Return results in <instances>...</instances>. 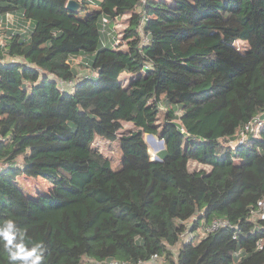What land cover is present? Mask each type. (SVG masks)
I'll use <instances>...</instances> for the list:
<instances>
[{
	"label": "trees",
	"instance_id": "trees-1",
	"mask_svg": "<svg viewBox=\"0 0 264 264\" xmlns=\"http://www.w3.org/2000/svg\"><path fill=\"white\" fill-rule=\"evenodd\" d=\"M87 1L98 10L84 22L67 0H0V14L30 23L0 28V230L13 221L10 252L40 242L41 264L154 254L164 264H264V221L250 219L264 196V0ZM124 14L122 47L103 39L101 20L111 27ZM76 56L95 74L76 79ZM257 115V132L234 142ZM123 123L133 129L118 135ZM144 133L164 141L160 159ZM98 137L118 141L117 168L93 146ZM18 159L48 192L20 188L5 167ZM194 215V229L229 225L183 242ZM10 252L0 238V264H22Z\"/></svg>",
	"mask_w": 264,
	"mask_h": 264
},
{
	"label": "rangeland",
	"instance_id": "rangeland-1",
	"mask_svg": "<svg viewBox=\"0 0 264 264\" xmlns=\"http://www.w3.org/2000/svg\"><path fill=\"white\" fill-rule=\"evenodd\" d=\"M88 3H90V2L85 0L84 1L85 10L73 12L74 13L73 16L76 18H79L81 21L87 22V18H88L87 13H90L91 11H93V9H98V6L95 3L93 5H89ZM13 14H14V17L17 16V21L21 22L20 17L18 15H16L15 13H13ZM128 18H129V14H124L123 16L119 17V19L115 20L111 27H110V25L108 26V28L113 31V33L115 35L114 38L120 39L121 42L120 41L119 42L122 43V47L125 46L124 45L125 42L122 41L121 35L123 33V28L127 25ZM17 29L20 31L22 30L19 28V26H17ZM237 43H238L239 47L245 46V42H243V41H238ZM110 45H111V43H110ZM80 59H81V56H76V57H74V59H72V63L74 66L78 67L77 75L79 74V75L83 76L87 71V67H86L87 64L85 63V61L80 60ZM131 75H132L131 73L126 72V73H124V75L121 76V79H123L125 82V78L127 81L131 77ZM71 84H72V82H64L62 80H58V85L62 89L63 88H70ZM160 106H161V112H160V120L159 121H161L162 115H163L167 105L162 101L160 103ZM176 113H179L178 108L176 110ZM102 121H103L104 125H106L112 129L111 120H110V118H108V116L103 115ZM131 129H133V125L131 123H123V127L121 128V130L117 131V134L120 135L122 133L128 132ZM143 138H144V140L148 146L150 158L160 159L158 153H160V151H163L165 149L164 141L157 136H154V135H153V137L149 136L148 133H144ZM93 146H96L105 156H107L109 158L112 167L117 168L119 166L120 158H121V152H120L119 144H118L117 140H108V139H105L102 137H100V138L98 137L93 141ZM198 166L199 165H197L193 161L189 162V168L190 169H192L194 167H198ZM8 170L12 173L13 179L20 186V188L22 190H24L29 195L35 196L39 193H46V192H48L49 188L51 187V184L49 182L45 181V179H43L39 176L32 177V176L25 174L21 169V162L19 159L17 161V164H15V163L9 164ZM194 216H197V215H194ZM194 219H195L194 217H190L186 222L187 226L191 225ZM176 249H177V246H174L172 248V251H176Z\"/></svg>",
	"mask_w": 264,
	"mask_h": 264
},
{
	"label": "built area",
	"instance_id": "built-area-1",
	"mask_svg": "<svg viewBox=\"0 0 264 264\" xmlns=\"http://www.w3.org/2000/svg\"><path fill=\"white\" fill-rule=\"evenodd\" d=\"M92 2V1H91ZM14 12H6L3 14H0V28L2 25H9L17 28L19 26L20 29L26 30L30 23L29 21H26L21 25V22L17 21V16L14 17ZM18 23V24H17ZM110 25V19L107 17H102L101 20V26L103 29V33H105L107 36L111 35V32L108 29V26ZM111 37H115V35H112ZM114 38L113 43L116 44L120 41V39ZM144 37L142 40H145ZM74 59V58H72ZM95 73L91 69H87L86 73L81 76L77 75L76 79H81L86 76L94 75ZM261 119L259 116H255L252 119H250L247 123L244 124L243 129L240 131L234 142H242L244 139H246L247 135L249 133H255L261 126ZM7 168L8 166L5 165ZM195 218V216H194ZM250 219L254 222L255 226L257 228H261L263 226L262 221H264V196L259 198L255 204V206L250 210ZM229 225L228 221L226 219L221 218H212L208 223H205L201 226H199L197 229L192 228V224L187 226L182 232H181V241L183 242H196L201 238L203 235H205L207 232H211L215 229H217L220 226H226ZM234 237V236H233ZM175 246V245H174ZM173 246V247H174ZM171 247V249L173 248ZM235 254H238L236 252ZM83 264H164L162 256L159 255H152L147 260L138 259L136 262H129L127 260H121L116 258H107V259H95L92 257H83Z\"/></svg>",
	"mask_w": 264,
	"mask_h": 264
},
{
	"label": "clouds",
	"instance_id": "clouds-1",
	"mask_svg": "<svg viewBox=\"0 0 264 264\" xmlns=\"http://www.w3.org/2000/svg\"><path fill=\"white\" fill-rule=\"evenodd\" d=\"M12 220H8V228L0 230V238L5 241V247L10 252L8 245L12 243L14 234L11 232ZM18 251L15 254H11L12 259H19L22 264H41L44 252V246L42 243L37 242L30 249L25 250L24 247L17 245Z\"/></svg>",
	"mask_w": 264,
	"mask_h": 264
},
{
	"label": "water",
	"instance_id": "water-1",
	"mask_svg": "<svg viewBox=\"0 0 264 264\" xmlns=\"http://www.w3.org/2000/svg\"><path fill=\"white\" fill-rule=\"evenodd\" d=\"M81 3L77 0H67L65 6L66 8L71 11V12H76L80 9L81 7ZM149 136H152L153 137V134L151 133H148ZM152 160H158L157 158H151Z\"/></svg>",
	"mask_w": 264,
	"mask_h": 264
},
{
	"label": "crops",
	"instance_id": "crops-1",
	"mask_svg": "<svg viewBox=\"0 0 264 264\" xmlns=\"http://www.w3.org/2000/svg\"><path fill=\"white\" fill-rule=\"evenodd\" d=\"M89 2H90V3H88L89 5H93V4H94V3L91 2V1H89ZM96 5H97V4H96ZM93 10H98V9H93ZM14 13H15L16 15H18V13H16V12H14ZM71 14H72V16H73L74 13L72 12ZM108 29H109V28H108ZM109 31L111 32V35H108V36H107V35L104 34V36H103V39H104L105 41H106L109 37L112 36V32H113V31H112L111 29H109ZM104 40H103V41H104ZM108 40H109V39H108ZM109 41H110V40H109ZM107 42H108V41H107Z\"/></svg>",
	"mask_w": 264,
	"mask_h": 264
}]
</instances>
